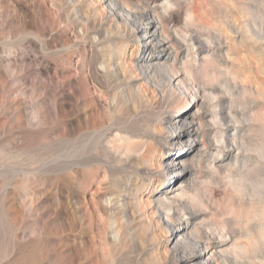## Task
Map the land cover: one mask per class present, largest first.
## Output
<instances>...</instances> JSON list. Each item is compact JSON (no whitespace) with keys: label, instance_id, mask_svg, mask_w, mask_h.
<instances>
[{"label":"rangeland","instance_id":"374dc122","mask_svg":"<svg viewBox=\"0 0 264 264\" xmlns=\"http://www.w3.org/2000/svg\"><path fill=\"white\" fill-rule=\"evenodd\" d=\"M101 2L0 0V264H168L174 238L151 201L180 185L189 212L203 214L193 232L228 236L222 264H264V0H118L112 15ZM146 3L187 44L177 60H191L195 85L219 95L201 112L206 150L201 136L181 145L171 133L159 152L186 154L192 177L155 167L157 193L116 140L117 129L139 133L122 65L141 54L126 12ZM186 212L178 218L191 221Z\"/></svg>","mask_w":264,"mask_h":264},{"label":"bare ground","instance_id":"6f19581e","mask_svg":"<svg viewBox=\"0 0 264 264\" xmlns=\"http://www.w3.org/2000/svg\"><path fill=\"white\" fill-rule=\"evenodd\" d=\"M101 1L104 3L111 4L113 7L114 5L115 7L120 6L118 0H101ZM158 6H159V3H158ZM158 6L157 5L155 6V4L154 6L147 4L142 9H140V7L138 9L137 7L138 10L135 12L129 11V9L131 8H128L127 10L128 15L126 12L125 16H127V19H126L127 24L132 26L130 29H129L130 26L128 27L129 34L127 35L129 36V38L132 37L133 39L139 40L140 42L139 52H141V54L140 55L137 54L134 61L128 62V64L124 62L125 66L122 65L123 68H125V71L127 74L126 75L127 83H128L129 88H131L130 90L132 91V96H133L132 98L136 105L135 109H133L134 112L133 113L129 112L130 114L129 118L131 117L135 118L134 122L132 123L133 125L131 126L134 127L135 123L138 124L139 131L138 130L137 131L139 133H134L130 131L129 126L127 127V130H121V129L116 130L117 142L123 143L126 146V150L128 151V153H126L127 155L125 158L127 161L126 164L128 163L130 170L133 169L134 171L138 173V175L143 180H145L147 190H151L150 193L159 192V187H160L159 184L158 186L157 184L156 186H154L152 180H150L151 179L150 172L151 170H154L155 167L159 169L158 172L160 174L163 173L166 175H172V173L175 172V178H174L175 180L179 179L180 181H182L183 179H188L192 177L193 169L195 165H188L186 163V160H185L186 154L180 153L179 155H170L168 156L167 160H164V158H162V156L159 155V152H161V150L165 148V145L167 146L168 144H170V141H171L170 134L171 133L177 134V140H179L178 142L181 145L192 142V144L196 146L198 144L199 137L201 136L204 142L203 148L206 150L207 143H205L204 141L205 135L202 132L203 131V118L201 117V112H205V110L207 109L206 107H208L207 106L208 99H210V103H211V100L212 101H215L216 99L218 100L217 97H219V95L216 96L217 91L216 89H214V87H216L215 85L214 87L211 85V83H208L211 86L207 85V87H205V85L204 86L200 85L202 87L195 85V81L192 79V76L190 75L192 71L190 73H188L187 71L189 70V67L192 66V64H189L191 60L184 58L186 59L185 66H184V63L182 64V62L181 63L178 62L177 58L180 55L184 54L183 45L185 43L182 45L181 44L182 42H179V40L176 38V36H178L176 35V33H179V32H174L175 31L174 30L173 32L175 36L170 34L172 30L169 31L168 26L166 27L167 24L165 25V22L163 21V17L165 16H161V13L159 12L160 9ZM115 7L111 8L110 14L113 12L112 9H115ZM126 7H124L123 9H125ZM164 7L165 6L163 5V7L161 8H164ZM109 8H110V5H109ZM123 9L120 11H123L124 13L125 10ZM166 10L167 9H165V12ZM163 12L164 11H162V15L164 14ZM120 15H123V14L121 13ZM119 18L121 19V16ZM104 22H105V19H104ZM101 23L102 21L100 22V24ZM123 30L124 29H122V32ZM125 31H124V34H125ZM231 32L229 31V33ZM121 36H125V35H121ZM190 38H189V40H191L190 42H193L192 43L193 48L196 49L194 45L195 39H190ZM187 42H188V39H187ZM150 46L152 47V50L151 51L149 50L150 52H148V47L150 49ZM193 57H194L193 58L194 60L197 59V55ZM214 58H215V55H214ZM212 60L214 61V59ZM207 62L208 60L202 63L205 64ZM214 68L213 70L210 68L212 70V75L214 72ZM203 69H207V68H203ZM131 71L134 72L136 75L133 76ZM204 71L206 72V70ZM204 71L202 70V72ZM204 74L206 75V73ZM207 75L206 77L210 76V75L209 76ZM211 78H213V76ZM216 82L217 81L214 80L213 84H215ZM124 83L125 82H122V84ZM115 85L116 84H114V86ZM229 88H231L230 85H229ZM234 89H237V88L234 87ZM228 91L230 92V89ZM147 93H151L153 95L157 94L156 98L153 99L155 101L151 99L152 95H151V98L149 97L150 98L149 99L147 97L149 96V94L146 96ZM218 93L220 94V92ZM229 97L232 98L235 96L230 95ZM145 98L146 99L148 98L150 102L153 101L154 106L152 108L155 109V110L153 109L154 111L149 110L150 103L147 105L148 101L144 102L146 101ZM213 103H216V102H213ZM191 105H192V108L188 109V107H190ZM145 108H146V111L144 114H142ZM195 108H197L196 112L192 113ZM127 111H129V108H127ZM174 112H176L177 115H174ZM118 114L120 115V113ZM231 115L232 114L229 112V116ZM222 119H225V117ZM116 122H118L117 119H116ZM130 122L128 123L130 124ZM135 140H138V142H136ZM161 142H163V144H161ZM118 148L123 149V147H120V146ZM123 151L125 155V152H126L125 148L123 149ZM107 154L109 155V157L110 156L115 157L112 154H109V152ZM119 161H122V159ZM176 167H180V168L176 169ZM161 189H164V187ZM175 193H179V194H175ZM186 193H187L186 189H182L180 185L176 189L172 188L171 193L164 192L162 193V195L158 196L155 200L151 201L155 203L154 208H157L156 209L157 214H158V211H160L161 209L160 207L165 208L164 209L165 212L163 211H162L163 213L161 212L162 217H158L160 218L159 222L163 226L164 225L166 226L165 227L166 229H164L166 235L171 238H174L173 241L171 242L173 244V247L171 248H170L171 244H169L167 241L165 242L166 246L169 247V251L172 252V257L168 264H222L224 263L225 262L224 260L227 257L226 255L223 254V252L221 251V248L227 242V240L225 239L228 238V236H226L225 234L224 235L221 234L220 236H218L219 238H217L219 241H214L215 238L217 237L216 235L213 238L214 232L211 233L209 230H203L201 228L199 230V233L201 232L203 237L202 235L201 237H199L198 232H197L198 235L195 232H193L195 231L193 230L194 227L197 225L199 226V224H197V221L200 219V217L203 214L196 213V211L189 212L190 209L189 207H187L186 205L187 203L185 202L186 203L185 204L183 202V198H184V195H186ZM151 202L150 204H152ZM181 208L187 211L186 213H188L192 217L191 221H188V220L183 221L180 218L181 216H179L178 218V215H180L179 211ZM199 212H202V211H199ZM178 220L179 222L183 221V223H178L177 226H174V223L177 222ZM204 229H206V227Z\"/></svg>","mask_w":264,"mask_h":264}]
</instances>
